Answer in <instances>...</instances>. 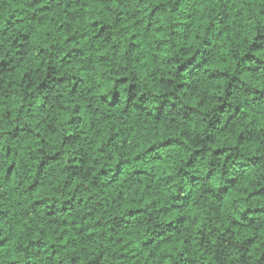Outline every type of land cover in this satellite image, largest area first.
I'll return each instance as SVG.
<instances>
[{
    "label": "clouds",
    "instance_id": "9594fccd",
    "mask_svg": "<svg viewBox=\"0 0 264 264\" xmlns=\"http://www.w3.org/2000/svg\"><path fill=\"white\" fill-rule=\"evenodd\" d=\"M0 264H264V0H0Z\"/></svg>",
    "mask_w": 264,
    "mask_h": 264
}]
</instances>
